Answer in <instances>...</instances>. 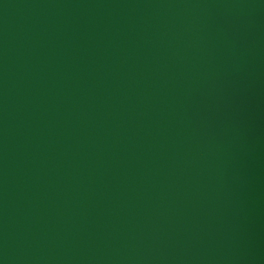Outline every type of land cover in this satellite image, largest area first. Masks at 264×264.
Returning <instances> with one entry per match:
<instances>
[{
  "label": "water",
  "instance_id": "obj_1",
  "mask_svg": "<svg viewBox=\"0 0 264 264\" xmlns=\"http://www.w3.org/2000/svg\"><path fill=\"white\" fill-rule=\"evenodd\" d=\"M0 264H264V0H0Z\"/></svg>",
  "mask_w": 264,
  "mask_h": 264
}]
</instances>
